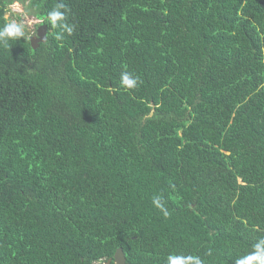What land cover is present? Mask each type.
<instances>
[{
    "label": "trees",
    "instance_id": "16d2710c",
    "mask_svg": "<svg viewBox=\"0 0 264 264\" xmlns=\"http://www.w3.org/2000/svg\"><path fill=\"white\" fill-rule=\"evenodd\" d=\"M57 3L72 35L0 43V264L120 247L129 264H235L264 238V0H31L32 15Z\"/></svg>",
    "mask_w": 264,
    "mask_h": 264
},
{
    "label": "clouds",
    "instance_id": "9594fccd",
    "mask_svg": "<svg viewBox=\"0 0 264 264\" xmlns=\"http://www.w3.org/2000/svg\"><path fill=\"white\" fill-rule=\"evenodd\" d=\"M30 5L31 0H3L5 23L0 27V43L7 44L10 40L21 39L30 41L32 37L37 36V29L34 30L30 26L33 23L51 25L53 29H58L54 35L57 41H62L65 33L72 35L74 26L66 22L67 8L63 3H57L46 16L36 17L32 16L33 9ZM140 83L139 77L127 70L120 75V86L126 90H134ZM152 204L165 218L170 215L161 196H154ZM252 248L251 252L237 258L235 264H264V238L259 239ZM166 264H204V261L199 256L170 253L166 258Z\"/></svg>",
    "mask_w": 264,
    "mask_h": 264
},
{
    "label": "water",
    "instance_id": "95a60500",
    "mask_svg": "<svg viewBox=\"0 0 264 264\" xmlns=\"http://www.w3.org/2000/svg\"><path fill=\"white\" fill-rule=\"evenodd\" d=\"M47 32H48V26L47 25H42L41 27H39L38 32H37V36H34L31 39V44L34 48H38L40 46V43L46 41ZM113 261L116 264H129L127 262L126 255H125L122 247L118 248L115 255L108 260L107 264H110Z\"/></svg>",
    "mask_w": 264,
    "mask_h": 264
},
{
    "label": "rangeland",
    "instance_id": "374dc122",
    "mask_svg": "<svg viewBox=\"0 0 264 264\" xmlns=\"http://www.w3.org/2000/svg\"><path fill=\"white\" fill-rule=\"evenodd\" d=\"M33 17H35L34 15H32ZM34 30L37 29L38 30V23H33L32 25H30Z\"/></svg>",
    "mask_w": 264,
    "mask_h": 264
}]
</instances>
